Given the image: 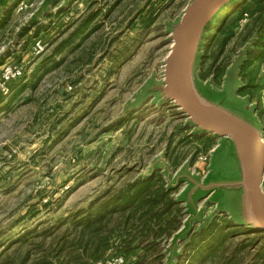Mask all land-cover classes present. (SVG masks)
I'll return each mask as SVG.
<instances>
[{
	"label": "rangeland",
	"instance_id": "1",
	"mask_svg": "<svg viewBox=\"0 0 264 264\" xmlns=\"http://www.w3.org/2000/svg\"><path fill=\"white\" fill-rule=\"evenodd\" d=\"M192 1L53 0L44 15L41 9L30 20L14 15L11 27L0 33V65L11 57L13 64L26 69L0 103V252L25 230L50 228L86 209L106 190L154 173L162 176L164 189L181 208L178 231L159 246L163 264H180L184 242L213 219L237 221L238 228L254 232L241 223L240 204L237 208L227 198L228 193L240 197V190L208 194L199 186L191 193L198 182L237 178V161L225 144L213 154L219 139L197 136L200 133L163 98L170 34ZM245 2L235 0L206 28L192 79L204 97L253 123L264 137L256 102L239 96V69L250 48V40L242 41L251 10L247 2L240 13ZM227 12L221 28L234 36L221 49L215 35ZM38 39L45 48L34 57L30 51ZM211 64L226 68L218 83L213 76L201 78ZM205 136L211 138L207 149ZM67 229L34 239L39 248L30 246L32 241L13 247L2 259L19 260L27 251L30 260H41ZM139 255L122 256L110 249L94 264L119 257L122 264H131Z\"/></svg>",
	"mask_w": 264,
	"mask_h": 264
},
{
	"label": "trees",
	"instance_id": "2",
	"mask_svg": "<svg viewBox=\"0 0 264 264\" xmlns=\"http://www.w3.org/2000/svg\"><path fill=\"white\" fill-rule=\"evenodd\" d=\"M247 2L251 3L250 23L244 29L247 34L242 35V41L250 40V48L239 69V96L249 103L256 102V114L263 124L264 76L261 75V66L264 63V0H246L241 6V14ZM227 15L229 12L216 28L215 38L221 49L234 36V32L221 28ZM93 17L88 19V24ZM151 23V18L146 21L147 26ZM225 72L224 66L215 68L211 64L201 78L205 80L213 76L212 81L218 83ZM203 140L205 148H210L211 138L205 136ZM163 185L162 176L154 173L118 189L112 187L90 202L86 209L71 213L50 228L40 232L25 230L15 239H10L4 246L5 250L0 252V264H94L103 260L110 249H117L122 256L141 252L142 255L131 264H163L160 243L170 239L181 225V208L171 197V191L164 189ZM219 214L227 213L219 211ZM231 223L213 219L190 235L183 244L180 264H264V244L261 242L264 232L245 231L238 228L237 221L232 220ZM63 226L68 229L57 239L52 253L43 259L32 261L27 251L19 260L2 259L11 248H23L31 241L30 246L39 248L41 244H35L34 239L52 237ZM241 236L245 238L234 243Z\"/></svg>",
	"mask_w": 264,
	"mask_h": 264
},
{
	"label": "water",
	"instance_id": "3",
	"mask_svg": "<svg viewBox=\"0 0 264 264\" xmlns=\"http://www.w3.org/2000/svg\"><path fill=\"white\" fill-rule=\"evenodd\" d=\"M49 1L44 0L38 11ZM234 1L193 0L186 7L170 34L162 93L164 100L176 107L198 133L229 142L237 161L238 180L198 182L191 193L199 186L208 189V194L217 190H240L241 223L254 232H264V137L253 123L226 110L219 102L204 97L195 89L192 79L197 51L206 28ZM189 182L191 184L193 180Z\"/></svg>",
	"mask_w": 264,
	"mask_h": 264
},
{
	"label": "built area",
	"instance_id": "4",
	"mask_svg": "<svg viewBox=\"0 0 264 264\" xmlns=\"http://www.w3.org/2000/svg\"><path fill=\"white\" fill-rule=\"evenodd\" d=\"M44 0H20L15 8L17 16H23V20L32 19ZM45 48L41 39L34 42L30 54L36 56ZM26 74V69L22 65L13 64L12 61L5 62L0 66V103L6 99L13 86L18 83ZM205 161L206 157L200 158ZM122 258L109 259L106 264H122Z\"/></svg>",
	"mask_w": 264,
	"mask_h": 264
},
{
	"label": "crops",
	"instance_id": "5",
	"mask_svg": "<svg viewBox=\"0 0 264 264\" xmlns=\"http://www.w3.org/2000/svg\"><path fill=\"white\" fill-rule=\"evenodd\" d=\"M60 1L61 0H58V2H60ZM18 2H19V0H0V33H2L3 31H6L8 28H10L12 23L16 19V17H14V15L16 16L15 8H16V5ZM58 2H56V4ZM54 4H55V2H53V0L46 3L44 5V7L41 9V14L44 15L47 11L46 9H48L50 5H54ZM11 60L12 59L10 57V61ZM6 62H8V61H6ZM4 103L5 102H3L1 105H4ZM223 144H225V149L228 152V154L233 156L231 144L224 139H219L216 142L212 153L213 154L216 153V151H217L216 149L219 148L220 146H222ZM211 158H212V156H211ZM235 174H236L237 178L229 179V180H236V179L238 180V175H239L238 169L235 171ZM211 180H215V179L211 178ZM222 180H228V179H222ZM227 198L232 200V201L234 200L236 202L237 208H238V204H240V197H238L237 194H231V193L229 194L228 193ZM242 205L243 204L241 203V208H242ZM239 208H238V212H241V210Z\"/></svg>",
	"mask_w": 264,
	"mask_h": 264
}]
</instances>
